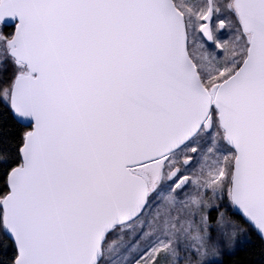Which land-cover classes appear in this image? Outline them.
Masks as SVG:
<instances>
[{"label":"snow or ice","instance_id":"obj_1","mask_svg":"<svg viewBox=\"0 0 264 264\" xmlns=\"http://www.w3.org/2000/svg\"><path fill=\"white\" fill-rule=\"evenodd\" d=\"M0 264H264V0H0Z\"/></svg>","mask_w":264,"mask_h":264}]
</instances>
